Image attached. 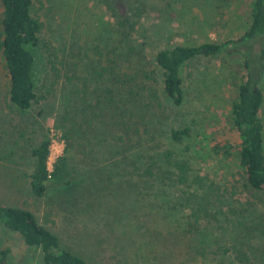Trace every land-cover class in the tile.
Wrapping results in <instances>:
<instances>
[{
	"label": "rangeland",
	"instance_id": "374dc122",
	"mask_svg": "<svg viewBox=\"0 0 264 264\" xmlns=\"http://www.w3.org/2000/svg\"><path fill=\"white\" fill-rule=\"evenodd\" d=\"M252 3L34 0L33 13L67 62L66 89L64 96L59 92L57 98L35 103L30 110L10 107L9 77L0 53V200L33 212L59 237L62 247L91 264H206L201 248L218 240L241 245L264 264V195L243 186L234 157L225 160L222 153H215L218 146L238 142L230 113L238 96L243 55L233 51L192 59L182 70L180 106L166 98L162 86L163 108L149 102L147 93L137 87L150 82L144 72L156 70V55L164 49L222 43L243 35ZM2 12L0 2V37ZM263 44L260 38L240 48L250 54L257 71ZM34 53L35 79L41 87L47 81L46 59L40 48ZM117 76L136 93L132 118L115 111L100 115L103 104L98 101L107 96L106 86L114 96L124 90L112 85ZM157 78L161 83V74ZM74 100L77 111L68 107ZM64 113L74 140L73 180L61 187L49 185L46 196L36 199L29 178L32 148L50 134L52 171L67 145L56 128ZM261 117L264 121V104ZM185 127L191 128V137L174 141L172 132ZM117 134L121 142L114 140ZM169 150L189 163L191 187L142 191L136 186L143 181L133 171L134 161L143 162L141 170L155 157L157 165L167 169L163 156ZM197 192L210 196V204L199 213V224L191 217L202 203ZM5 247L12 248L9 264H42L40 250L28 247L0 222V250Z\"/></svg>",
	"mask_w": 264,
	"mask_h": 264
},
{
	"label": "trees",
	"instance_id": "16d2710c",
	"mask_svg": "<svg viewBox=\"0 0 264 264\" xmlns=\"http://www.w3.org/2000/svg\"><path fill=\"white\" fill-rule=\"evenodd\" d=\"M0 2L3 8L0 53L9 77L10 107L26 111L30 110L35 103L57 98L59 92L64 96L67 62L52 39L45 34L44 22L33 13L34 0H0ZM260 38L264 39V0H253L251 21L243 35L222 43L207 42L195 46L179 45L164 49L156 55V70L144 72L146 79L150 82L137 84V87L138 92L147 93L149 102L163 108L164 101L160 90L162 86L166 98L180 106L184 99L182 70L192 59L216 56L224 52L241 53L244 61L238 96L233 102L230 113L238 142L230 141L225 146H218L219 149L216 148L215 153L217 155L222 153L225 160L232 161L234 157V165L240 170L239 175L243 186L264 195V121L261 117L264 104V44L258 54L259 71L255 70L250 54L240 49ZM232 46L236 50H233ZM36 48H40L44 55L48 72L46 84L41 87L35 79L34 49ZM159 74L162 76L161 83L157 78ZM115 79L111 82L112 85H121L120 87L124 90L121 89V93L114 96V90L109 85L106 86L107 96L100 97L98 101L99 104H103L100 106V115L104 116L108 111H112L113 115L115 111L122 118H127L134 102L138 99L130 83L124 81L121 76ZM125 84L130 86V89H125ZM76 94L74 97H77ZM109 95L111 97L108 100ZM113 101L117 106L116 110L112 109ZM78 106L79 104H76L74 100L68 107L75 109ZM67 115L68 113H64L61 122L59 120L56 124V128L62 132L67 145L63 155L53 164L52 171L48 167L52 145L50 134L44 135L41 141L32 148L33 172L29 178L31 190L36 199L46 196L49 185L61 187L72 183L70 151L74 148V140L71 135L72 130L67 129V125L64 124L67 121ZM130 116L133 117L131 113ZM91 123L90 119L89 126ZM186 137H191L189 127L172 132L174 141H182ZM114 140L121 142L122 137L117 134ZM173 154L174 152L169 150L163 156L168 166L167 169H164V164L157 165L158 161L155 157L147 159L146 167L141 170H139L141 168L139 165H143V162L134 161L133 171L138 173L143 181L136 183V186L142 191L153 188L166 191L172 187H191L189 163L175 158ZM137 159L140 160L139 155ZM196 197L202 200V203L197 205L191 217L195 218V224H199V213L210 204V196L197 192ZM260 200L263 199L260 198ZM0 222L7 230L22 237L28 247L40 250L42 264H91L81 254L62 247L59 237L41 224L30 210L11 207L0 200ZM192 227L195 228V226ZM11 255V247L1 249L0 264H9ZM200 255L207 262L206 264H260L241 245L227 244L222 240H218L215 245L201 248Z\"/></svg>",
	"mask_w": 264,
	"mask_h": 264
}]
</instances>
